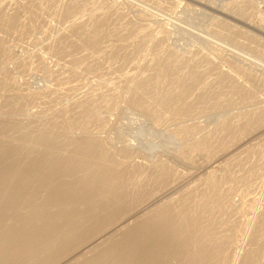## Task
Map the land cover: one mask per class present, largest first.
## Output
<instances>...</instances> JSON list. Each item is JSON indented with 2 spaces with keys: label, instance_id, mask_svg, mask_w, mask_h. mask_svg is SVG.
<instances>
[{
  "label": "bare ground",
  "instance_id": "obj_1",
  "mask_svg": "<svg viewBox=\"0 0 264 264\" xmlns=\"http://www.w3.org/2000/svg\"><path fill=\"white\" fill-rule=\"evenodd\" d=\"M125 1L139 4L137 0ZM165 1L171 12L178 10L174 0ZM62 2L42 0L34 9L38 16L45 7L59 4L72 19L70 32L59 38L54 49L60 68L53 70L50 63L45 66L41 60L36 62L46 75L45 86H52L41 92L23 93L15 74L5 70L0 77V84L11 85L9 93L6 91L7 110L0 109V264H52L70 255L67 253L71 250L76 251L80 239L85 242L82 245H90L87 249L95 248L89 258L76 264H238V253L243 252L251 224L250 218L245 229H241L238 217L249 205L246 195L258 179L252 213H256V203L264 198V159L260 153L248 154L254 160L248 169L240 163L231 165L229 158L222 172L210 171L198 182L193 180L195 172L180 177L177 171L180 166L176 168L167 158L153 159L150 154L152 160L142 157L148 163L136 166L132 163L133 153L145 148L138 138L145 134L147 127L143 125L149 121L152 126L166 122L168 128L164 130L170 128L172 136L190 149L218 153L219 149L230 146L243 126H236L228 113L237 110L239 119H244L248 112L243 109L249 105L251 96L250 90L238 83L244 75L240 74L241 69L229 63L225 54L230 50L262 69L264 61L246 50H232V43L211 31L205 36L198 34L204 45L200 46L199 40V46L178 50L176 42L173 41L174 47L168 41L174 36L169 33L171 26L183 32L195 31L174 20L175 16L164 15L166 12L152 10L147 5L138 6L154 17L165 19L171 28H161L159 24L147 26L119 8L109 11L102 3L99 12L86 16L75 0H67L63 5ZM241 5L246 7L248 2ZM5 19V14L0 13V21ZM15 21L11 30L27 29L25 22ZM216 31L231 39L248 33H235L234 26L225 21L217 25ZM0 46L1 66L11 57V52L3 43ZM146 57L153 65L138 72L135 66ZM30 58L33 63L34 56ZM27 63L23 66L29 68L31 63ZM93 83L95 87L92 85V90L75 99L72 108L62 106L69 93L67 87L90 88ZM39 100L58 107H53L52 120L29 115L33 103ZM127 108L143 118L138 116L142 125L125 133L118 126L127 123L128 127L134 117L130 111L127 115L131 117L126 116ZM124 115L128 118L126 123L122 119ZM213 115H217L218 121L213 128L202 127L196 121ZM262 115L248 120V125ZM154 148L146 146L150 151ZM184 151L180 150L179 154ZM116 154L131 163L126 166L130 170H122ZM188 179L195 184L178 196H170L186 187L188 184L182 182ZM238 190L240 195L236 196ZM144 206L149 210L139 214ZM257 222L251 238L252 251L243 258L246 264H264V211ZM117 232L119 237H115ZM237 246L239 249L235 251ZM231 250L235 255L230 261Z\"/></svg>",
  "mask_w": 264,
  "mask_h": 264
},
{
  "label": "rangeland",
  "instance_id": "obj_2",
  "mask_svg": "<svg viewBox=\"0 0 264 264\" xmlns=\"http://www.w3.org/2000/svg\"><path fill=\"white\" fill-rule=\"evenodd\" d=\"M34 1H35V4H34ZM66 1L67 0H63L62 5ZM164 1H162V0H137V2H139L138 5H141V4L144 6L147 5V7H150V9L153 8L157 11L162 12L163 14L166 12L164 15H167V16L169 15L171 17L175 16L174 20L176 18V21L180 22L181 25H183L185 27L187 26V28H190V29L192 28L191 30H193L195 32H192V31L189 32V30H185L187 32V33H185V31L183 32V29H180L182 31H180L178 29L174 30L173 26L165 23V21H166L165 19H162L160 17H154V16L150 15L149 13L145 12V9L141 8L140 6L135 5V4L132 5L131 3L126 2L125 0H96V1L95 0H75V2L78 4V6L83 8L82 10H84L87 13L86 16L90 15L91 12H99L102 8L99 5L102 3V6L104 5V7H106L109 11L110 10L113 11V10H116V8H119L121 11L126 13V15H130V16H133L135 18H138L140 22L142 21V23L147 24V26H150V27H157L158 26L161 28H164L162 26H165V28H168V29H170L172 27L173 29L171 28L169 33L172 36L173 35L174 36H173V38L170 36L172 39L169 37L168 41H170L169 43L173 46L176 44L177 46L176 47L174 46V47L179 48L178 50L190 49L194 45H197V46H199V45L202 46V44L204 45L205 41L202 42V40L199 39L200 40V43H199L197 36H198V34L205 36V35H207L208 31L209 32L211 31L213 34L218 35L221 38L223 37V38L227 39V41L232 43V45H234V46H232L233 48H231L232 50L237 49V51H240V52H246L247 51L246 53L251 54L252 57L257 58V59L259 58V60L264 61V0H174L176 6L177 7L179 6L177 8L178 10L176 12L175 11L171 12L172 9L168 5V3L166 1L165 2ZM244 1L248 2V6L243 7L241 5ZM39 2H42V0H37V1L36 0H0V13H4L6 16V19H5L6 21L5 20L0 21V45H1V43H3V45L7 49H9L11 52V57L9 59H7L0 66L1 67L0 73L7 70L8 72L12 73L13 76L15 74L14 79H16V81L21 85V92H23V93H25V92L26 93L27 92H41V91L48 89L49 87L52 86V85L45 86L46 75H45V73L43 74L44 71L42 70L41 66H39L38 63H36L37 59L41 60L42 63L45 64V66L49 65V63H50V66L53 70H58L60 68L61 62L58 59L59 56L56 54L55 50L57 49L59 38H61L65 34L69 33L71 30V26H69V25L71 24L72 19H71V16L67 15L64 6L59 7L60 5L57 4L55 7H52V8L45 7V10H43V12H41L38 16H35L34 9H35V6H38ZM149 2H151V3H149ZM178 3H179V5H177ZM253 4H254V6H253ZM58 8H61V9H58ZM161 9H163V10H161ZM54 10H57V11H54ZM16 17H18V18H16ZM26 19H27V21H26ZM15 20L17 21V23L19 22V23L24 24V22H25L24 27L26 26L27 29H25V30L21 29V30H17V31L11 30L10 29L11 23H12V21H15ZM223 21L228 22L229 24L234 26L235 33L239 32V31H247L248 33H246V35H244V37H240V38H237V37H235L234 39L227 38L226 36H228V35H226L222 31L220 32L221 34L216 31L217 25ZM156 24H159V25L156 26ZM215 25H216V27H215ZM210 26H212V27H210ZM213 27H214V29H212ZM68 28H69V30H68ZM196 29H198V30H196ZM174 31L178 32V33H175ZM179 31H180V33H182L181 35H179L180 34ZM191 32L193 34H191ZM176 34H177L178 38H177V36H175ZM237 34H240V33H237ZM28 36H30V37H28ZM193 36H195V37L193 38ZM255 37H256V39H255ZM180 38H181V40H180ZM182 38H184L185 40L183 39V41H182ZM201 38L203 39V37H201ZM176 40H178V42ZM173 41L176 43L174 44ZM188 41L192 44L190 45V43ZM198 43H199V45H198ZM180 45H181V47H180ZM186 46H187V48H186ZM238 46H239V48L244 49V50H240L238 48ZM33 48H35V49H33ZM50 50H51V52H50ZM232 53L233 52H231L229 50L228 53L225 54V57L228 58L229 63L238 66L237 69L239 71L241 69L240 74H244L243 75L244 77L242 76L240 78V80L239 81L237 80V81H238V83L243 84L245 88H248L250 90V91L249 90L248 91L250 92V96H251L247 102L249 105L246 104L245 109H243V110H246L244 112H248V115L246 117H244V119H239L240 117L237 115L238 114L237 110L236 111L234 110L233 112H231V114L228 113V115L231 116V117L230 116H228V117H230L232 119V122L236 126H241V127L243 126L242 129H240L238 132L235 133L234 142L230 146H228L224 149H219L218 153L213 152L214 154L208 150H200L199 148L190 149V148H188L187 144L182 146V144H181L182 142L181 141L179 142L177 140V138H174L172 136V134L169 132L170 128H169V130L168 129L164 130L165 128H168L166 122H163V124L161 123L162 125L156 124L158 126L157 127L156 125H154V123L152 126V123L149 121L148 123H146V125H143V127H147V128H145L146 129L145 131H147V132L144 131V133H145L144 135L145 136L148 135V137L146 138L144 135H142L140 137L141 134L139 135L140 138H138V140L140 139L139 140V141H141L140 144L141 143H142V145L144 144L143 146H145V148L141 147L139 145V147H141L144 150H142V149L140 150V148H139L138 151H135L133 153V157H134L133 161L134 160L135 161L134 162L132 161V163L134 165L139 166V165H143L144 163L147 164L150 159L152 160V158L153 159L160 158V157H162L164 159L167 158V160H169V162L171 164H173L176 168L180 166L179 168H177L178 173L181 175L180 177H182V178L185 177L188 172L189 173L195 172L193 180H196L198 182V180H200V178L205 176V174H208V172H210V171L215 170L217 172L218 171L222 172L226 168V166H225L226 163H229V162L231 165H233L234 163H240V165H242L243 167L248 169L249 167H251L253 165V161H254V160L252 161L251 156H248V154H250L251 151H255V152L260 153V155L263 157L262 159H264V117L261 114V113L264 114V103H263L264 102V69H262V67H260L258 65L256 66L252 61L247 60V59L243 60L241 57L239 58V56H237L236 53L235 54L234 53L232 54ZM16 56H17V58H16ZM30 56H34V58H35L33 63H31L32 62L31 60H33V58H30ZM28 61L32 64V65L30 64V66H32L31 69H29L30 66H29V68L27 66H25V67L23 66V63L24 62L27 63ZM148 62L149 63L152 62L151 59H149L148 57H146L144 59H140V61H138V64H137V66H135L134 69H136L138 72H142L143 68H150L153 65V62L151 64H148ZM139 67H140V69H139ZM157 67H158V65H157ZM241 67H243V68H241ZM242 70H243V72H242ZM230 73L234 74L233 71H231ZM247 73L250 75L251 78H248L249 75H247ZM1 76H3V73L0 74V77ZM20 77H21V79H20ZM27 77L29 78V80H27L28 79ZM245 78L247 80L249 79V81L248 82L245 81L246 80ZM21 80H22L23 84L21 83ZM0 85H1V87H0L1 88L0 89V96H1L0 97V104H1L0 109L2 111L3 110L5 111V110H7V104H6L5 98L7 97V92L9 93L11 85H9V84H5V85L0 84ZM92 85H93V87H95L96 84L95 83L91 84L90 88L67 87L66 91L69 93L71 92V93L70 94L68 93V95L65 96V100L63 101L64 103L62 106L66 107V108H68V107L72 108L71 106L76 101L75 99L78 100V98L82 97L86 90H92L93 89ZM3 89H4V91H3ZM7 89H8V91H7ZM24 89H27V90H24ZM73 91H76V92L78 91V93H76V92L72 93ZM79 95H81V96H79ZM256 98H258V99H256ZM70 100H72L73 102ZM257 102H259L260 104L259 103H258L259 105L254 104ZM41 104H43V105H41ZM44 105H45V107H43ZM2 106H3V108H2ZM53 107L56 109L57 106H53L52 103H51V105L47 104V103H43L40 100L35 101L33 103L32 107L30 108L29 115L32 118H37V117L42 115V117L44 116L45 119L52 120L54 118V116H53L54 115V113H53L54 108ZM238 107H240V106H238ZM45 109H46V111H45ZM41 111H43V112H41ZM73 111H74V109H73ZM125 111H126L127 117L130 116V115L129 116L127 115V112L130 111L131 116L133 114L134 119L131 118L129 120V121H131V120L132 121L128 122V127H127L126 121L128 118L124 115L123 117H125V118H122V119H124V122L126 124L124 125L121 122V124L124 126H121L120 123H118V125H120L121 127H119L118 125L117 126H118V128L121 129V131L127 133L129 131L134 130L132 128H136L138 125L139 126L142 125V124H140L142 122H140L141 119H140V117H138V116H141V114H139L138 112L136 113V111H134V113H133V112H131L133 110H131V109L128 110V108ZM125 111H123V113ZM69 114H71V112L67 113L66 117ZM259 115H262V116L260 118H257V120L255 122L248 125V123H247L248 120H251L253 117H257ZM112 116H115V115H112ZM216 116L217 115H213L210 117H201V118L197 119L196 121H197V123L201 124L202 127L207 126L208 128L209 127L213 128L218 123V121H216L217 120ZM141 117L143 118V116H141ZM225 117H227V114ZM134 121H135V124H134ZM130 124L132 125L131 128L129 127ZM148 125H150L152 128H150V126H148ZM162 128H163V130H162ZM164 131H166V134L164 133ZM167 133H170V134L167 135ZM169 135H171V136L169 137ZM150 137H152V138H150ZM154 144H156V145H154ZM146 146H147V148L155 147L154 151H150L149 149H146ZM179 149L181 151H184V150H186V151H184V154L181 155V154H179V151H180ZM146 150H149V151H146ZM206 153H207V155H206ZM117 154H118V152H117ZM117 154H116V157H119L118 159H120V161H121V168H123L122 170L128 171V169H129L128 167L131 165V163H128L127 161H125L124 160L125 157L123 155H121V156L124 158H120L121 157L120 154L118 156H117ZM142 154L145 156H143ZM156 154H157V157H155ZM149 155L151 157L152 156L153 157L151 158ZM209 155H211V156H209ZM218 156H219V158L217 159ZM142 157L143 158L147 157V158H149V160L146 161V159H144V161H143ZM212 157L213 158L215 157L214 161H213ZM246 157L248 159L247 161H245ZM229 158H230V161L228 160ZM123 161H124V164H123ZM242 162H243V164H241ZM251 162H252V164H251ZM122 164L124 166H122ZM127 165H128V167H126ZM262 167H263V172H264V164H262ZM262 167H261V169H262ZM245 168H243V172L241 171L242 173H244ZM203 173H204V175H203ZM192 182L193 181H189V179L183 181L182 184L185 183L188 185H186V187H183L179 191L177 190L178 192H174L175 195H174V193H171L172 195L170 194V196L175 197V196H178V194H182V192H184L188 186L195 184ZM259 182H260L259 179L256 180L255 182H253L254 185L251 188L250 193H247V195H246V198L248 197L247 200L245 198L246 201H249V205H247L244 208V211H242L238 217L239 218V224H240L239 227L241 229H245V226L247 225L248 220L251 218V224L249 225V228H248L249 232L247 231V234L248 233L249 234L246 238L247 240L245 239L246 242L242 248L243 252L238 253V264H246V262L243 263V258L247 253L252 251L253 246L251 243L252 242L251 238L253 237L252 235H253L254 229L258 226L257 221L259 219L260 213H262L264 211V198H263L261 202L257 201L258 203H256L257 204L256 213H255V211L252 213L253 206L255 204L254 202H256L255 198H254V195L256 193L255 190H258ZM243 183H245V181ZM156 187H157V184H155L154 187H152L153 190ZM239 195H240V191L238 190L236 193V196H239ZM236 204L238 205V201ZM147 210H149V208L144 206V207L139 209L138 213L143 214ZM108 233L107 234L110 235L111 232H108ZM118 234L119 233L117 232L115 237H119ZM108 235H106V236H108ZM94 237H95V235L93 236V239H94ZM81 240L82 239H80V241L76 245H78L79 248H82V251H81V249L79 250V248L77 247L76 251H74L75 253L71 250L72 252L70 251L67 253V254L70 253V255H66V256L64 255L65 258H64V256L61 257L62 259L64 258L63 259L64 261L61 258H59V259H61L60 261H59V259H58V261L55 260L57 262H54L52 264H56V263L57 264H63V263L64 264H70V263L76 264V263H79L80 260L83 261L82 259L85 260V258H89V256L92 255L90 253H93V250L95 247H91L93 249L88 248L89 250L87 249V247H89L90 246L89 244H91V242H93V241L90 240L91 242L89 244H87L89 246H85L86 244L82 245L83 243H85V242H83L84 240L83 241H81ZM87 240H89V239H87ZM80 242H81V244H80ZM96 242H98V241H96ZM238 249H239V247L237 246L236 249H234V250L236 251ZM85 252H87V253H85ZM76 253H77V255H76ZM79 253H80V255H78ZM230 254H231V256H230V261H231V259L234 258V255H235L234 251L231 250ZM82 255H86V256L83 257ZM67 257H69V258H67ZM71 257H72V259H70ZM78 257H79V259H77ZM248 258H249V256H248ZM73 259L75 261L77 260L78 262L77 261L75 262ZM65 261H67L68 263ZM259 263L260 262L255 263V264H259Z\"/></svg>",
  "mask_w": 264,
  "mask_h": 264
}]
</instances>
